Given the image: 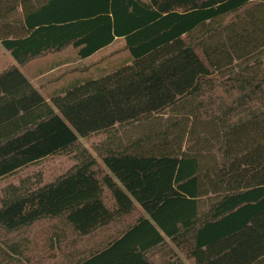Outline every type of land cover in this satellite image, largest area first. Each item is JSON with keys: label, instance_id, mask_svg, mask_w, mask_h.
I'll list each match as a JSON object with an SVG mask.
<instances>
[{"label": "trees", "instance_id": "16d2710c", "mask_svg": "<svg viewBox=\"0 0 264 264\" xmlns=\"http://www.w3.org/2000/svg\"><path fill=\"white\" fill-rule=\"evenodd\" d=\"M116 38L122 60L49 101L17 66L0 71V179L73 160L5 185L0 231L57 220L83 237L136 203L147 218L68 264H152L165 236L193 264H264V0H0L17 65ZM92 134L106 170L79 140Z\"/></svg>", "mask_w": 264, "mask_h": 264}, {"label": "rangeland", "instance_id": "374dc122", "mask_svg": "<svg viewBox=\"0 0 264 264\" xmlns=\"http://www.w3.org/2000/svg\"><path fill=\"white\" fill-rule=\"evenodd\" d=\"M49 54L53 53H48L42 57ZM70 54V50H66L63 53V55L68 56ZM126 54L122 40H116L109 47L85 62V68H80L84 65L82 63H69L66 66H70L69 69L64 67L65 69L56 70L55 74L49 73L45 78H41L39 81L34 80L33 83L39 87L44 97L48 98L50 91L46 89L49 84L45 85V83L51 79L50 76H62V83L77 73L97 76L99 75V68L109 69L113 67ZM14 63L15 61L8 51L0 44V71ZM29 67L25 66L23 69L26 71ZM74 79L75 77L71 78L70 82ZM65 84L61 87H64ZM53 85L51 83V86ZM102 137L100 134H92L86 138H79V140L97 158L99 165L104 168V165L92 149L93 145L101 140ZM72 163L73 160L70 155L48 156L35 164L28 165L8 176L2 177L0 179V194L5 185L17 183L20 179L32 176L37 172L42 175L43 182H48L64 172ZM57 235H59V239ZM98 235L100 237L101 233H93L83 237L77 236L62 226L57 220H41L30 227L9 233L0 231V264H66L70 260V256L75 257L85 254L89 248L93 247L94 242L100 239ZM13 245H15L14 249H12Z\"/></svg>", "mask_w": 264, "mask_h": 264}, {"label": "crops", "instance_id": "0c3cea01", "mask_svg": "<svg viewBox=\"0 0 264 264\" xmlns=\"http://www.w3.org/2000/svg\"><path fill=\"white\" fill-rule=\"evenodd\" d=\"M116 40H122L121 38H116L111 44H113ZM111 44L101 48L100 50L96 51L94 54L87 58H79L77 55V49L69 46L61 51L54 52L53 54H49L45 57H38L35 59L30 60L26 64L22 65H17L15 62L13 65L17 66L19 70L22 72V74L32 83V85L39 90V92L42 94V91L39 89L36 84L33 83L34 80L39 81L41 78H45L47 74L56 72V70H61L64 67L68 66L69 63H82L84 64L97 54H99L102 50L106 49L109 47ZM66 50H70L71 54L70 56L68 55H63V53ZM101 59V58H100ZM14 60V59H13ZM25 66H30L28 70H24L23 68ZM84 65H82L80 68H85ZM70 67V66H69ZM69 67H66V69H69ZM65 69V68H64ZM84 70V69H83ZM108 70V69H103L99 68L98 69V74H101L102 71ZM97 74V73H96ZM52 75V74H51ZM77 76V77H76ZM91 75L86 74V73H77L76 75H72L68 79H66L65 82L62 83L63 77L62 76H50L51 79L46 81L45 85H48V88L46 90L50 91L49 95L55 91L56 89L60 88L65 85H68L70 83L71 78L75 77V79L78 78H85L89 77ZM55 82V83H54ZM51 83L54 85L51 86ZM43 95V94H42ZM44 96V95H43ZM47 101H49V97L45 98ZM104 170H106L104 168ZM136 210L132 213L134 215H128L124 216V218L117 223L109 224L101 229H98L94 232V234H99L101 233L100 239H97V241L94 242L93 247L89 248L85 254L78 255V256H70V260L66 263H70L74 260L76 257H83V256H88L90 253H92L94 250L99 249L103 246H105L108 241L111 239L117 237L119 235L121 226L123 224H127L129 222H132L135 218H137L139 215H142L147 218V215L144 213L142 208L136 204ZM136 214V215H135ZM93 234V233H92ZM91 235V234H89ZM88 236V235H86ZM165 238V246L161 250H157L153 256V263L152 264H193V259L187 258L184 253H182L179 249L176 248L175 244L170 240L169 237H164Z\"/></svg>", "mask_w": 264, "mask_h": 264}]
</instances>
